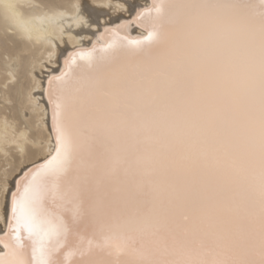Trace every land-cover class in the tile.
<instances>
[{
  "label": "snow or ice",
  "instance_id": "obj_1",
  "mask_svg": "<svg viewBox=\"0 0 264 264\" xmlns=\"http://www.w3.org/2000/svg\"><path fill=\"white\" fill-rule=\"evenodd\" d=\"M132 22L50 67L53 150L5 191L0 264H264V0Z\"/></svg>",
  "mask_w": 264,
  "mask_h": 264
},
{
  "label": "bare ground",
  "instance_id": "obj_2",
  "mask_svg": "<svg viewBox=\"0 0 264 264\" xmlns=\"http://www.w3.org/2000/svg\"><path fill=\"white\" fill-rule=\"evenodd\" d=\"M152 2L0 0V227L6 189H14L22 170L53 150L51 110L41 95L50 67L61 68L70 51L105 43L98 37L106 26L130 20L127 34L145 35L132 21Z\"/></svg>",
  "mask_w": 264,
  "mask_h": 264
},
{
  "label": "rangeland",
  "instance_id": "obj_3",
  "mask_svg": "<svg viewBox=\"0 0 264 264\" xmlns=\"http://www.w3.org/2000/svg\"><path fill=\"white\" fill-rule=\"evenodd\" d=\"M126 14H128V13H126ZM127 22H130V20H127Z\"/></svg>",
  "mask_w": 264,
  "mask_h": 264
}]
</instances>
